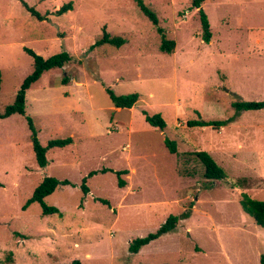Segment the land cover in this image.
Returning a JSON list of instances; mask_svg holds the SVG:
<instances>
[{
	"label": "rangeland",
	"instance_id": "1",
	"mask_svg": "<svg viewBox=\"0 0 264 264\" xmlns=\"http://www.w3.org/2000/svg\"><path fill=\"white\" fill-rule=\"evenodd\" d=\"M143 2L174 40L171 53L160 50L158 26L134 0H0V111L33 69L25 48L72 56L26 91L25 115L0 119V264H262L264 227L239 199L264 201V109L236 112L231 104L264 101V0H204L209 42L192 0ZM66 3L71 8L56 15ZM103 28L125 42L89 49ZM107 88L138 100L116 108ZM143 109L159 113L166 128L149 125ZM27 116L42 145L72 138L46 151L44 167ZM198 118L230 121L187 125ZM195 151L210 154L225 178H205ZM123 169L119 187L115 171ZM45 176L72 183L44 198L60 211L42 215L37 202L23 209ZM170 215L178 217L171 231L129 251Z\"/></svg>",
	"mask_w": 264,
	"mask_h": 264
},
{
	"label": "trees",
	"instance_id": "2",
	"mask_svg": "<svg viewBox=\"0 0 264 264\" xmlns=\"http://www.w3.org/2000/svg\"><path fill=\"white\" fill-rule=\"evenodd\" d=\"M204 0H192V6L195 8H199V16L200 22L202 27V38L209 42L211 33L209 30V22L207 16L202 8H200L202 2ZM136 5L140 8L144 15H146L149 20L156 26H158V18L143 2V0H134ZM25 8L37 19L42 20L45 17L41 16L37 13L34 8L24 4ZM71 8L70 3H66L61 5L57 10H55L56 15H60L63 12L69 10ZM157 31L161 34V43H160V50L162 52L171 53L174 49V40L167 39L165 33L161 27H157ZM125 42L124 38L121 36H110V34L103 28L102 36L96 40L89 49H93L94 47L103 45V44H110L113 46H121ZM25 51L32 57L33 60V69L31 73H29L21 82L19 89L17 90L14 100L12 103L5 106L3 111H0V119L6 118L14 113H18L21 115H25V94L26 91L31 87V85L36 82L41 75L54 68H62L66 63H68L72 56L66 52L62 51L56 54H53L47 58L42 57L41 55L37 54L31 49L25 48ZM68 80L63 77L62 83H67ZM0 84H1V72H0ZM109 99L115 107L118 108H131L138 100L137 93H128V94H121L117 95L109 88L106 89ZM232 107L235 109L236 112L245 111V110H259L264 109V101H244V100H236L232 102ZM144 115L145 121L160 130H164L166 128V122L161 117L159 113L149 114L146 110L141 111ZM27 125L31 131L30 138L32 143V149L35 155L36 162L39 167H44L47 165V158H46V151L49 148L53 147H64L72 142V138L65 137V138H57V139H50L47 141L45 145H42L38 138L35 131V128L32 123V119L27 116L26 117ZM229 119L226 120H205L202 118L188 120L186 123L188 126H213L219 127L221 125L226 124L229 122ZM164 144L168 148L169 152L175 153L176 152V144L174 141H171L167 138L164 139ZM195 156L200 160V162L204 166V177L207 179H224L225 172L224 170L217 165L214 161L212 156L208 154L206 151H195ZM100 172L112 171L109 168H102L99 170ZM97 173V170H91L86 177L83 178L81 183V190L83 193H87L89 191L88 186L86 185V178L90 177ZM127 170H117L115 174L117 175V185L119 187H123L126 182L121 177V175L126 174ZM60 185H72V183L67 179H58L53 176H45L39 184L34 188L31 196L26 200L23 209L27 207L29 204L33 202L39 203L42 211V215H49L53 213H58L59 210L55 206L47 205L44 202V198L51 194L58 186ZM103 203H107L104 199H97ZM240 206L243 212L251 217L253 221L261 226L264 227V201L252 198L245 193L241 194L239 199ZM178 217L175 215H170L167 217L165 222L155 231L152 233L147 234L144 237H138L133 239L129 243V251L131 253H137L139 249L148 244L150 241L158 238L161 234L171 231L177 224ZM261 263L264 264V260L261 259ZM71 264H80L79 260H73Z\"/></svg>",
	"mask_w": 264,
	"mask_h": 264
},
{
	"label": "crops",
	"instance_id": "3",
	"mask_svg": "<svg viewBox=\"0 0 264 264\" xmlns=\"http://www.w3.org/2000/svg\"><path fill=\"white\" fill-rule=\"evenodd\" d=\"M116 108H118V107H116ZM131 108H132V107H131ZM203 127H204V126H203ZM125 170H127V169H125ZM128 172H129V171L127 170V173H126V174H128ZM124 186H125V185H124ZM54 191H55V190H54ZM54 191H53V192H54ZM53 192H52V193H53ZM47 196H48V195H47ZM59 211H60V210H59ZM62 215H63V214H60L59 216H62ZM187 229H189V228H187ZM150 242H151V241H150ZM139 250H140V249H139ZM84 256H85V258H89V257H90V254H89V253H85Z\"/></svg>",
	"mask_w": 264,
	"mask_h": 264
}]
</instances>
